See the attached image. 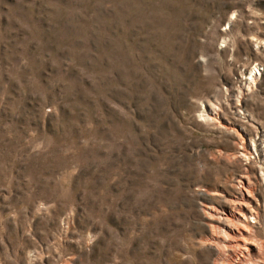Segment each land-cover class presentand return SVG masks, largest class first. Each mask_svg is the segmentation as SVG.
<instances>
[{
    "label": "rangeland",
    "instance_id": "374dc122",
    "mask_svg": "<svg viewBox=\"0 0 264 264\" xmlns=\"http://www.w3.org/2000/svg\"><path fill=\"white\" fill-rule=\"evenodd\" d=\"M244 144L264 242V0H0V264H215Z\"/></svg>",
    "mask_w": 264,
    "mask_h": 264
},
{
    "label": "bare ground",
    "instance_id": "6f19581e",
    "mask_svg": "<svg viewBox=\"0 0 264 264\" xmlns=\"http://www.w3.org/2000/svg\"><path fill=\"white\" fill-rule=\"evenodd\" d=\"M212 110L213 113H207V117L214 121L216 111ZM221 126L235 130L239 138L245 141L237 127L227 124ZM251 154L250 147L244 144V151L240 153L245 160L244 173L236 179L237 183L233 182L237 192L225 198L226 205L220 209L206 204L204 208L212 228L208 242L217 248L215 264H264V242L253 233L251 224V219L258 216L261 208L260 200L255 195V182L249 171ZM213 193L223 195L219 191Z\"/></svg>",
    "mask_w": 264,
    "mask_h": 264
}]
</instances>
